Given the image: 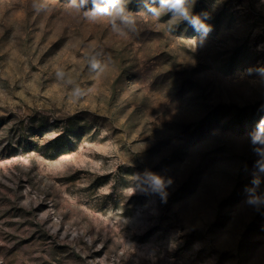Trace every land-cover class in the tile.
I'll list each match as a JSON object with an SVG mask.
<instances>
[{
  "label": "rangeland",
  "instance_id": "1",
  "mask_svg": "<svg viewBox=\"0 0 264 264\" xmlns=\"http://www.w3.org/2000/svg\"><path fill=\"white\" fill-rule=\"evenodd\" d=\"M185 6L0 0V264H264V0Z\"/></svg>",
  "mask_w": 264,
  "mask_h": 264
},
{
  "label": "clouds",
  "instance_id": "2",
  "mask_svg": "<svg viewBox=\"0 0 264 264\" xmlns=\"http://www.w3.org/2000/svg\"><path fill=\"white\" fill-rule=\"evenodd\" d=\"M119 0H108V4L116 5ZM186 0H161V6L166 7L168 10L173 11L174 14L178 15L181 19L188 21V23L197 31L203 30L205 35L210 31V27L206 25L199 16L193 15L189 8L185 6ZM101 11L107 12L108 8L104 7L100 9ZM152 11H156V9H152ZM253 143H264V118L258 123L255 132L252 135ZM257 151H261L257 149ZM264 170V169H262ZM148 179L150 181L151 187L154 191H159L162 194L163 189L165 188V181L158 175L149 174ZM171 183V181H168ZM260 202V198L252 197L249 200V203H258Z\"/></svg>",
  "mask_w": 264,
  "mask_h": 264
}]
</instances>
